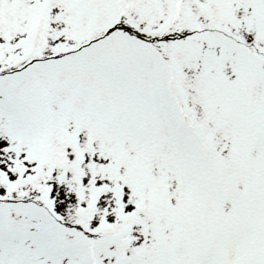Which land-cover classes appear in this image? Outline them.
Segmentation results:
<instances>
[{
    "label": "snow or ice",
    "instance_id": "1",
    "mask_svg": "<svg viewBox=\"0 0 264 264\" xmlns=\"http://www.w3.org/2000/svg\"><path fill=\"white\" fill-rule=\"evenodd\" d=\"M0 264H264V0H0Z\"/></svg>",
    "mask_w": 264,
    "mask_h": 264
}]
</instances>
